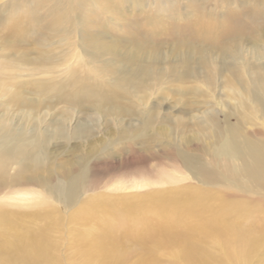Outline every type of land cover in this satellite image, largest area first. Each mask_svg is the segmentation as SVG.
Here are the masks:
<instances>
[{
  "label": "rangeland",
  "instance_id": "1",
  "mask_svg": "<svg viewBox=\"0 0 264 264\" xmlns=\"http://www.w3.org/2000/svg\"><path fill=\"white\" fill-rule=\"evenodd\" d=\"M26 1L31 2V0ZM106 1L108 12H99L100 15H96L92 21L89 19L84 21L86 32L91 31L92 27L105 30L104 32L95 30V34L98 33L95 35L97 38L104 36L103 45L83 54L81 47H87L83 46L77 34L67 39L61 30L58 31L53 27L46 3L32 10V16L39 21L41 31L30 38L27 29L22 30L23 41L30 39L26 46L20 48L31 52L37 50L35 56L40 57L37 61L38 65L19 64L13 71L2 68L3 74L12 72L17 75L16 79L11 77L14 83L27 85L30 88L34 86L24 82L30 83L41 79L52 82L56 93L53 91L48 94L49 97L39 95L33 99L45 103L52 100L54 104L48 111H43L44 118L40 126L51 130L52 125H60L57 132L56 130L47 132L46 164L41 166L39 172L45 175L56 164V174L60 175L70 163L73 164L72 160L78 155L88 153L85 168L84 165L75 164L73 173L69 176L75 182L82 180L90 189L84 194L81 191L76 192L72 205H67L61 198L51 200L43 195L12 193V190L22 188L41 190L38 185L0 187V264H97L102 259L86 250L96 237L101 238L105 232L110 235L112 243L118 246L116 253L119 258H115L116 262L107 261L102 264H122V262L133 264L141 257L149 259L153 257L156 264H185L186 262L176 255L175 243L167 244L165 249L154 248L152 252L154 255L149 254L146 244L149 242L148 246H150L153 242L147 239L146 243H141V236L148 238L152 234V229H146V224L139 223V220L135 222L133 217L135 214L131 216L119 214L122 206L117 203L128 200L136 204L135 198L147 199L146 205L143 201L140 204L148 212L154 209L153 205L157 202V197L169 199V204L179 198L183 203L178 209L175 210V207L170 205L171 209L168 213L170 220L162 216L154 219L150 214L153 218L151 222L157 228L162 224L170 228L167 223L169 221H172L174 227L178 222L183 230L194 234L198 217L184 220V216L188 213L186 204L189 201L183 196L181 188L193 186L203 190L204 188H201L203 185L191 177L187 168L176 161L169 151L167 152L169 146L165 141L178 139L184 143L185 139L197 136L198 140L192 138L187 149L200 155L206 163L213 149L212 141L200 136L197 131L207 132L212 122L217 123L220 128L223 127L226 119L230 123L237 122L240 129L246 128L250 136L264 138L262 113L247 114L243 117L244 108L250 111V109L254 110L253 108L264 107V98L261 100L255 98L259 103L254 106L245 100L242 103L230 100V85L233 87L234 85L225 83L220 87L215 80L217 73H221V58L225 55L224 50L232 48L238 40H243L244 44L253 42L264 44V0ZM31 3L33 4V1ZM119 4L124 8L116 11V5ZM97 7H94L93 11ZM75 12L77 17L82 16L80 7L75 9ZM7 13L8 10L0 12V38L3 34L1 33L3 22L9 20L5 17ZM114 14L117 19L119 17L117 24H113L110 19ZM157 16L162 18L157 19ZM210 25L213 26V30L209 29ZM204 26L211 31L210 37L214 34V39L197 37L200 33L199 27ZM49 35L51 37L47 39ZM50 39L56 48L47 53L39 52L41 42ZM67 42H72L76 47L68 51ZM198 45H203L204 49L207 48V52L210 51L218 57L213 63L218 71L210 67L212 64L208 66L201 63L195 68L192 61L181 60L180 56L182 57L187 50L193 58L203 59L206 53H200L199 47H196ZM19 46H15V49ZM155 49L160 53L171 51V55L178 57H168L165 62L159 64L154 60L144 62L145 52ZM199 50L201 51L202 47ZM115 51L118 54H115ZM127 51L130 52L129 55L123 54ZM131 53L137 56L136 61L124 59L132 55ZM142 62L143 65L146 64L143 67L140 66ZM256 64L247 65L250 77L254 80L252 83L249 82L252 88L262 80ZM74 67L78 70L76 76L87 73L94 94L104 95L102 98L95 96L91 105L81 111L69 108L56 89V85H60L70 90L72 82L67 81ZM233 77L239 75L235 74ZM227 81L231 83L230 79ZM240 82L242 85L246 83L243 77L240 78ZM111 92H115L114 96L107 98L106 95ZM251 94L254 92L252 91ZM219 104H222V107ZM148 111L153 114L150 120L143 117ZM203 111L207 114L214 112L215 117L197 118L196 116H201ZM234 111L239 112L236 121L230 116ZM9 112H12V124L18 125L21 120L19 110L12 107ZM136 113L138 116L134 117ZM77 128L81 132L74 131ZM127 133L129 135H125ZM104 144V149L92 150V147L100 148ZM178 148L181 149V146ZM203 148L206 151H202ZM48 156L50 163H47ZM205 166L207 167V163ZM230 166L231 174L225 171L224 167L216 170L213 185L208 187L210 196L206 202L215 207L216 194H222L227 203L231 202L230 200H237L240 203L238 210L249 213L250 218L254 220L251 224L256 226L253 227L256 229L264 222V193L250 190L251 182L244 175L243 166L236 162ZM21 169V165L10 163L6 167V172L10 176L22 172L30 175V171ZM172 171L178 172L182 179L169 185L168 182L134 187L136 182L139 183L146 178L156 179L161 175L166 179L176 178L178 174ZM170 172L171 174H168ZM175 187L180 193L176 192ZM65 190L66 188L63 192ZM153 194L155 196H152ZM137 195L139 197H136ZM97 196L105 197L111 202L103 207L90 205L89 202L100 199ZM112 203L115 204L110 211ZM232 209L219 211L216 214L220 220L223 215L222 222L235 221L239 226L245 225L242 219L240 220L243 223L234 219L233 215L237 207ZM178 213L183 216L180 221H177ZM197 215L200 217L202 214L198 212ZM143 226L144 230L141 232L140 228ZM261 228L262 230H255V241H258L252 243L248 250L245 248L248 243L244 246L247 264H264V226ZM135 233L138 234L137 239H134ZM34 234L40 235L38 241L47 246L44 254L53 257L52 259H39L36 256L25 259L26 253L21 256L20 252L28 247L25 240ZM247 236L252 238V234ZM209 239L201 243L208 252L204 264H235L227 255L228 246L224 247L217 240ZM231 243L234 245L237 242L234 240Z\"/></svg>",
  "mask_w": 264,
  "mask_h": 264
},
{
  "label": "bare ground",
  "instance_id": "2",
  "mask_svg": "<svg viewBox=\"0 0 264 264\" xmlns=\"http://www.w3.org/2000/svg\"><path fill=\"white\" fill-rule=\"evenodd\" d=\"M32 1L33 4L31 3ZM31 2H27L26 0H0V12L8 10V13L5 17L6 19H9L6 23L3 22V26L1 28V33L3 34L2 38H0V109H2V112H0V187H6L9 185H38L41 187V190H28V188H22L16 189L14 191L12 190V193L22 195L30 194L31 196L43 195L51 200L54 198H61L67 203V205H72L76 192L81 191L83 192L82 194H84L90 189L88 188L89 186L87 184H83L82 180L75 182V180H71L73 178L69 176L73 173L72 170L74 169L75 164H80L81 166L84 165L85 168V165L87 164L88 153H85V155H78L77 158L72 160L74 161L73 164L70 163L69 167L63 170L62 174L60 175L56 174V164L54 165V168L48 170L45 175H42L39 172L41 166L46 164L45 149H47V135L53 130H56L57 132L60 125H52L51 130L47 127L43 128L40 126V123L44 118V115H42L43 111H48L50 108H52V106H54V104L52 100H49L45 103L42 101H35L33 99L39 95H43V97H49L48 94L53 91L55 92L52 82L42 79L41 81H31L30 83L24 82L28 85L34 86L33 88H30L27 87V85L14 83L11 77L16 79L17 75H14L12 72L7 75L5 73L3 74L2 68L4 67L6 70L13 71L19 64L31 66L38 65L37 61L40 60V57L35 56V52L37 50L31 52L23 51L22 48H20L26 46L29 42V39L41 31L39 21L32 16V10L34 7H40L42 4L45 5L47 3L48 13L51 15L50 18L53 27L58 31L61 30L67 39H70L73 34H77L80 37L83 46L87 47H81L83 54L87 51H92L95 48H98V46H101L104 43V36L102 38H97L95 36L98 35V33L95 34V30L100 31L103 29L92 27L91 31L86 32L84 21L87 19L92 21L96 15H100L101 12L106 13L109 11V9L106 8V0H31ZM97 5L99 6L97 7ZM79 7L82 9V16L77 17L75 9ZM94 7L97 8L93 11ZM123 8L124 7L119 4L116 5L115 10L119 11ZM169 12L171 13V11ZM187 17L189 16L187 15ZM156 18L160 19L162 16H160V18L157 16ZM110 19L113 24H117L119 17L117 19L116 15L114 14V17H111ZM198 22L196 23V29ZM5 25L6 27L4 28ZM23 29H27L28 34H30V38L25 41H23ZM209 29L213 30V26L210 25ZM209 29L206 26L199 27L200 33L197 34V37L199 38V36H201L202 39H209L211 34ZM104 31L105 30L102 32ZM50 37V35L47 36V39ZM210 39H214V34L211 35ZM83 40H85V42H83ZM243 42V40H238L236 45H232V48L223 51V54L225 55L221 58V73H217L215 80L217 85L220 87H222V85L225 83L234 85V87L230 85V100L241 101V103L245 100V102L254 106V104L259 103L255 98L260 100L264 98V44H258L257 42L244 44ZM67 43L68 51L76 47L72 42ZM16 44L20 45L17 49H15V46H17ZM196 47H199L198 51L200 53H206L203 55V59L193 58L192 54L189 53V50H187V52L183 53L182 57L180 56V58H182L181 60L192 61L195 68L201 63H204L208 66L212 64L210 67H213L217 70L216 65H213V63L218 57L216 55L214 56L210 51L207 52V48L204 49L203 45H198ZM200 47H202L201 51L199 50ZM55 48L56 46H53L51 39L48 41L45 40L41 42L39 52L47 53ZM134 48L136 47H133V49ZM178 50H180V48H178ZM114 53L118 54L117 51ZM170 53L171 51L160 53L157 51V49L146 51L144 54L146 59H143V61L145 62L147 60H154L159 64L161 62H165L168 57H178V55H171ZM123 54L129 55L130 52L127 51ZM131 54V58L128 56L129 58L124 57V59H133L136 61L137 56L133 53ZM170 60L173 61L174 59ZM251 63L259 64L256 65L259 67V75H261L262 79L256 83L257 85L254 86L255 88L250 86V83L254 82V80L250 77L249 69L247 70V65H251ZM136 65L138 67L137 62ZM145 65L146 64L143 65V62L140 64L141 67ZM73 71L70 72V76L67 81L72 82L70 84V90H66L60 85H56V89L60 94V98L65 100L69 108H72L75 111H81L82 109H87L91 105L95 96L102 98L104 95L99 93L94 94L92 90L93 85L91 84L87 73L82 75L78 74L76 76L78 73L77 67H74ZM235 74L239 75V77H233ZM29 75H33V73H29ZM241 77H243L246 81V83L243 85L240 82ZM227 79H230L231 83H227ZM218 86L217 88L221 91V88ZM207 87L209 88V86ZM252 91L254 94H251ZM114 94L115 92L108 93L106 97L108 98L109 96H114ZM219 105L222 107V104ZM12 107H15L20 112L19 118H21V120L16 126H14L12 124L13 122H11L13 116L12 112H9V110ZM253 109L254 110L250 109V111H248L244 108L243 117L247 114H258V112H261L263 117L261 119L264 123V107L261 109ZM125 113L128 112L125 111ZM201 114V116L196 117H215L214 112L207 114V112L203 111ZM238 114L239 112L234 111L230 116H233L236 121V115ZM135 116L137 117L138 114H134V117ZM143 117L150 120L153 117V114L148 111L146 115H143ZM223 124V129L220 128L217 123L212 122L207 132L201 133L203 131H197V133L201 134L200 136L207 137V139L212 141L211 144L213 145V149L210 152L209 159L206 162L207 167L205 166L206 163L204 160H202L200 155L187 149V146L189 145V142L192 138L198 140L197 136H193L190 139H185L184 143H181L178 141V139H169L168 141H165V144L169 146L167 152L169 151V154L172 155L176 161L180 162L185 168H187L191 177L195 178L198 183L203 185L201 188H204V190L198 188L197 186L189 188L182 187L184 190L181 188L183 196L189 201V203L186 204L188 213L184 216V220L186 221L198 217L195 226L196 232L194 234L183 230L178 222L174 224V227H172V221L167 222L169 223L170 228H167L165 224H162L159 226L160 228H157L156 225L151 222L153 218L150 217V214H152L154 219H156V217L162 216L167 220H170L171 217L168 214L170 212L169 209H171L170 205L172 204V206L175 207V210L178 209V207L183 203V201L179 198H176L174 203L169 204V199L164 200L163 198L157 197V202L153 205L154 209L149 210L148 212L145 207L141 206L140 204L141 201H143V204L146 205L148 203L147 199L143 200L142 198H135V201L137 202L136 204H133L128 200L117 203L122 206L119 209L121 211L119 214L126 216L135 214L133 215L135 222L136 220H139V223L143 225L146 224V229H152V234L148 238H143V236H141V243H146L145 240L147 239L153 242L150 246H148L149 242L146 244L147 249H145L149 252V254L151 253V255H154L152 253L154 248H156V250H158L160 247L165 249L167 244L175 243L177 244L176 255L180 256L186 262L185 264H204L203 261L207 260L206 257L208 256V252L201 243L210 238L209 240H217V242L222 244V246L229 247L227 255L235 264H247V258L244 254V246L246 243H248L245 247L246 250H248L252 243L258 241H255V230H262L261 227L264 226V222L261 226L254 229L253 227L256 226L251 224L254 220L250 218L249 213H245L244 210H238L240 203L237 200H230L231 202L227 203V200L222 194L215 195L214 198L217 202L215 207L206 202V200L210 196L208 187L213 185L214 178L217 174L216 170H220L221 168L223 169L224 167L225 171L231 174L232 167L230 165L233 162H236L237 164L244 167V175L251 182L250 190H259L263 191L262 193H264V138H257L253 135L250 136L248 131H246V128L243 127L240 129V125L237 122L230 123L226 119ZM74 131L81 132L79 128L75 129ZM169 134L170 133H168V135ZM125 135L129 134L127 133ZM178 146H181V149H179ZM104 148L105 144L100 148L92 147V150L98 151ZM202 151H206V149L203 148ZM10 163H16L19 166L21 165V170L30 171V175L23 174V172L16 173L11 176L8 175L6 172V167ZM47 163H50L49 156ZM172 172L178 174L176 171ZM168 174H171V172ZM162 176L164 175L156 177V179L146 178V180H141L139 183L136 182L134 187H144L154 185L156 183L168 182L169 185L171 183H175L178 179H182L179 174L176 178L167 177L168 179L165 177L163 178ZM65 188V192H63ZM174 189L176 192H179L177 187ZM171 191L174 192L173 190ZM152 196L155 195L153 194ZM136 197L139 196L137 195ZM97 198H100V196H97ZM110 202L111 201H108L107 198L101 197L98 200L96 199L95 202H89V204L92 206L96 205L97 207H103ZM114 204L115 203H112L110 205V211H112L111 209H113ZM234 207H237L235 214L233 215L235 217L234 219L236 221L245 222V225L239 226V223L235 221L222 222L221 220L224 219L223 215H221L222 219L220 220L219 216L216 214L219 211H231ZM198 212L202 214L200 217L197 215ZM177 215V221L182 220L183 216H180V213ZM147 216L149 219H147ZM73 218H75V215ZM240 219H242V221ZM143 230L144 226L140 228L141 232ZM247 234H252V238H249ZM137 237L138 234L135 233L134 239H137ZM38 239H40V235L38 234H34L33 236L27 238L25 241L27 242L26 246L28 247L24 248L23 251L20 252L21 256L26 253L25 259H32L34 256L37 258L39 257V259H52L53 257L49 256L48 254H44V249L47 250V246L40 243ZM234 240L237 243L233 245L231 242ZM117 247L116 244L112 243L108 232H105L101 238L96 237L89 244L86 251L98 255V257L102 260L97 264H102L107 261L116 262L117 259L115 258L118 257L116 253ZM18 248H20V246ZM122 256L124 255L122 254ZM152 258L149 259L147 257H141L139 258L140 260L137 259L138 261H134L135 263L133 264H156V262L153 260L154 258ZM123 263L124 262H122V264Z\"/></svg>",
  "mask_w": 264,
  "mask_h": 264
}]
</instances>
